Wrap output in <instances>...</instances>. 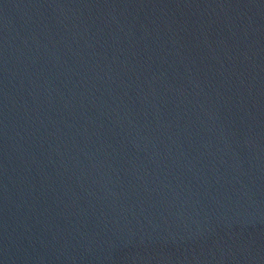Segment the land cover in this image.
Here are the masks:
<instances>
[{
	"label": "water",
	"instance_id": "1",
	"mask_svg": "<svg viewBox=\"0 0 264 264\" xmlns=\"http://www.w3.org/2000/svg\"><path fill=\"white\" fill-rule=\"evenodd\" d=\"M0 264H264V0H0Z\"/></svg>",
	"mask_w": 264,
	"mask_h": 264
}]
</instances>
